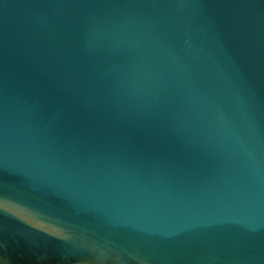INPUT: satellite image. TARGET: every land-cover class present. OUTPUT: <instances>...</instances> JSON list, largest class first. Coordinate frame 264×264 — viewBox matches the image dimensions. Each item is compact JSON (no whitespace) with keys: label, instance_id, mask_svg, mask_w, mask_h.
<instances>
[{"label":"water","instance_id":"water-1","mask_svg":"<svg viewBox=\"0 0 264 264\" xmlns=\"http://www.w3.org/2000/svg\"><path fill=\"white\" fill-rule=\"evenodd\" d=\"M0 264H264V0H0Z\"/></svg>","mask_w":264,"mask_h":264}]
</instances>
